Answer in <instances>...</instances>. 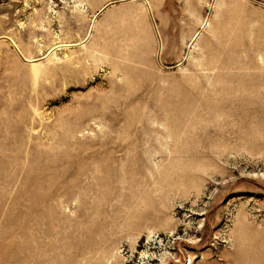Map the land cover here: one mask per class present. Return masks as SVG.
Returning <instances> with one entry per match:
<instances>
[{"label": "rangeland", "instance_id": "1", "mask_svg": "<svg viewBox=\"0 0 264 264\" xmlns=\"http://www.w3.org/2000/svg\"><path fill=\"white\" fill-rule=\"evenodd\" d=\"M0 264H264V0H0Z\"/></svg>", "mask_w": 264, "mask_h": 264}]
</instances>
